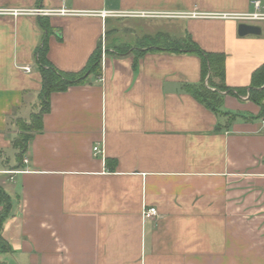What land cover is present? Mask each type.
Here are the masks:
<instances>
[{
	"label": "crops",
	"instance_id": "1",
	"mask_svg": "<svg viewBox=\"0 0 264 264\" xmlns=\"http://www.w3.org/2000/svg\"><path fill=\"white\" fill-rule=\"evenodd\" d=\"M252 1L0 0L72 13L0 17V186L13 204L3 229L12 251L0 264H264V118L247 98L225 94L221 114L196 101L184 89L202 79L194 54L109 49L101 74L51 95L18 169L12 146L17 120L39 110L41 22L52 30L48 60L63 72L84 70L118 34L114 22L145 24L143 37L190 35L223 53L227 86L242 88L264 64V21L248 23L260 35L240 37L244 22L216 16L252 13ZM152 13L178 17L135 16ZM160 20L176 25L151 26ZM131 27L117 35L123 46ZM145 207L158 217L144 220Z\"/></svg>",
	"mask_w": 264,
	"mask_h": 264
},
{
	"label": "trees",
	"instance_id": "2",
	"mask_svg": "<svg viewBox=\"0 0 264 264\" xmlns=\"http://www.w3.org/2000/svg\"><path fill=\"white\" fill-rule=\"evenodd\" d=\"M41 25L44 37L35 54L42 79V88L38 95L39 110L31 115L30 120L19 119L16 122L18 134L12 141V146L16 151V169L23 164V157L28 151L33 134L42 129L43 115L50 110L51 95L64 92L71 86L84 84L91 73L101 74V43L90 57L84 70L77 73L63 72L48 60V38L52 34V30L44 22H41ZM141 43L143 45L136 49L115 44L109 49L117 54H126L132 50V53L138 56L151 49L170 53L194 54L201 60L202 79L198 85H184V89L196 101L216 114H221V105L225 94L240 99L247 98L259 105L258 118H264V64L253 72L250 86L231 88L226 84V56L223 53L204 51L190 35L183 38H172L166 34H158L155 37L142 38ZM12 205L11 196L0 186V252L9 253L12 251L9 242L3 236L4 223L11 215Z\"/></svg>",
	"mask_w": 264,
	"mask_h": 264
},
{
	"label": "built area",
	"instance_id": "3",
	"mask_svg": "<svg viewBox=\"0 0 264 264\" xmlns=\"http://www.w3.org/2000/svg\"><path fill=\"white\" fill-rule=\"evenodd\" d=\"M254 11L252 13H247V14H238V15H222V16H216L222 19H235L238 20L239 22H244V23H250V22H258V21H264V14L260 12L261 8V2L259 0H253L251 2ZM56 14H61V15H68L72 14L71 12L67 11H56V10H47L43 8H37V9H32V10H13V9H0V17L3 16H10L13 18H17L19 16H49V15H56ZM103 18L107 17L110 15L108 12H102L100 14ZM114 15V14H112ZM116 15V14H115ZM135 16H143V17H154V18H165V19H172L178 17L177 15L174 14H169V13H152V14H135ZM105 42V37L102 40ZM101 60L104 59L106 55V50L103 48V52L101 53ZM23 71L26 73L31 72L30 67L23 68ZM93 152L95 156H103V150L100 148V146H96L93 148ZM24 163L27 164L28 161L25 159ZM6 174H15V171H7ZM158 210L156 208H144V211L142 213L143 219L144 220H151L154 218L158 217Z\"/></svg>",
	"mask_w": 264,
	"mask_h": 264
},
{
	"label": "rangeland",
	"instance_id": "4",
	"mask_svg": "<svg viewBox=\"0 0 264 264\" xmlns=\"http://www.w3.org/2000/svg\"><path fill=\"white\" fill-rule=\"evenodd\" d=\"M159 24H151V26H154V27H160L161 31H165V29L168 27V26H173V25H176L175 22H171V21H167V20H160L158 22ZM142 25V28H139V27H131V26H128L126 23H121V22H114V24L112 26H110V29L111 31L113 30H116V32L119 34L120 33V30H127L128 27H131L132 28V32H135L136 33V36H133L131 34H129V38L132 40L131 42H129V46H125L127 48H130V49H136V47H141L143 44L141 43L142 42V38L144 37H148L146 36L147 34H144L145 36H141L142 34L141 33H145V31H143L142 29L146 26L145 24H141ZM137 26V25H136ZM117 34V35H118ZM117 35L113 34V39L110 38L109 40L106 39L105 42H102L101 45H100V51L101 53L103 52V48H105L106 52L108 51L109 48H112V42L115 41V44L117 45H122L120 42V38H117ZM177 35H179L177 33ZM116 40H115V38ZM141 36V37H140ZM180 36V35H179ZM183 38V37H181ZM149 45V44H147ZM123 46V45H122Z\"/></svg>",
	"mask_w": 264,
	"mask_h": 264
},
{
	"label": "water",
	"instance_id": "5",
	"mask_svg": "<svg viewBox=\"0 0 264 264\" xmlns=\"http://www.w3.org/2000/svg\"><path fill=\"white\" fill-rule=\"evenodd\" d=\"M261 34V28L259 26L251 25L248 23H240L238 26V35L240 37L246 36H258Z\"/></svg>",
	"mask_w": 264,
	"mask_h": 264
}]
</instances>
